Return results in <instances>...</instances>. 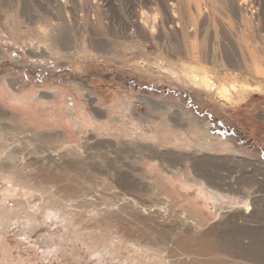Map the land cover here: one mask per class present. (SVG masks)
<instances>
[{"label":"rangeland","instance_id":"rangeland-1","mask_svg":"<svg viewBox=\"0 0 264 264\" xmlns=\"http://www.w3.org/2000/svg\"><path fill=\"white\" fill-rule=\"evenodd\" d=\"M205 38L252 60L213 70ZM0 53V264H169L138 244L205 237L223 247L193 264H264V75H248L264 73V0H0ZM57 189L78 234L44 205Z\"/></svg>","mask_w":264,"mask_h":264},{"label":"bare ground","instance_id":"bare-ground-1","mask_svg":"<svg viewBox=\"0 0 264 264\" xmlns=\"http://www.w3.org/2000/svg\"><path fill=\"white\" fill-rule=\"evenodd\" d=\"M242 8V6H240V9ZM27 14V13H26ZM16 15V14H15ZM82 17V16H81ZM16 18V17H15ZM154 27L152 28L151 30V36H154L155 35V32L154 31ZM62 34H60L58 36V38L56 39L57 40V44L59 46H65L67 44L65 38L67 37L64 33V31H61ZM68 32V31H67ZM86 40V39H85ZM69 42V41H68ZM84 44H86V46L88 45L89 47H94L93 43H92V40H89V38L86 40V42L84 41ZM69 47V46H68ZM74 49V48H73ZM234 49V48H233ZM248 47H246L245 50H247ZM226 50V49H225ZM244 51V50H243ZM232 52V51H230ZM242 52L240 53H236V50L234 49L233 53L229 56V54H224V52L221 50H216L213 49V48H210L209 46V43H208V39L205 38L202 40V43H201V46L199 47V51L198 53L194 52L195 54V59H197L198 61H200L201 63L205 64V65H211L210 67L213 69V70H218L220 72H228V71H233L235 69H242V65L245 64V62H248V61H251V55L250 53L248 52V54H241ZM0 59H3L1 53H0ZM209 67V66H208ZM252 72H250L248 75L253 77V78H258L260 75H264V73L262 72V70L260 68H257L256 71L254 72L253 70H251ZM232 75H234L235 73H231ZM208 75V70H204L203 73H201V76H203L202 79H200L198 81V85H205V86H208V81L206 80V77ZM237 76V75H235ZM189 79L192 80V82L195 83V81L193 80H197L195 77L193 76H188ZM250 80V79H249ZM247 82V81H246ZM8 87L10 89L11 86L10 84H8ZM259 85L257 83H254L253 84V87L249 89L248 92H252V93H255L254 91H260V87H258ZM8 88V89H9ZM243 88L245 89L244 92L245 94H248L247 92V85L246 86H243ZM250 93V94H252ZM254 95V94H253ZM220 102H222L223 104H225V100L228 101L227 99L225 98H222V97H218L217 98ZM67 103V106H69V110H68V113L70 114L71 118L74 119L73 117V113L75 111V105L73 103V101H66ZM171 111V110H170ZM206 130L204 131H198V134H200L201 136H205ZM207 140L205 141V144L207 145V147H209L210 144H212L213 142H217L218 139H216L215 137H212L210 135H208L207 133ZM1 146V145H0ZM0 149H4V146H1ZM7 159L8 160H13L14 157H13V154H8L7 155ZM20 173L21 172H16L15 176L17 177L18 180L22 181L23 180L20 178ZM30 176V175H29ZM27 176L26 178V181L28 183H32L33 179L30 177ZM213 183V182H212ZM214 186H216L214 183H213ZM59 189L61 192H63L65 190V188L62 187L61 183H59ZM59 189H57L55 191V195L59 198H62L63 201L59 202V203H53L52 200L54 197L52 195V197H45V201H44V205H49V207L47 209H56V211H60L61 212V220H66L67 222L70 223V227L73 229V231L78 234V229L77 227L78 226H82V221L80 222H77V219H76V210L79 209V206L74 204L72 202V200L70 198H68L69 195L66 194V197L63 198L60 196V191ZM200 200L207 205H215L216 206V212L215 213H219L220 210H225V209H228V204H231L230 202H227L223 196V194H220L219 192L215 191V190H212L210 188H208V186L206 188L204 187H201L200 188ZM235 206H241V202H235L234 203ZM243 207L244 209L246 210L247 214L250 212L251 210V205L249 203H247L246 201L243 202ZM230 209V208H229ZM218 210V211H217ZM200 213L202 212V210L199 211ZM203 217L201 216V219ZM258 231H247V230H239L237 233H241V234H247V235H251L253 236V234L257 233ZM259 233L258 232V236H259ZM189 234V233H188ZM150 235V234H149ZM132 236V235H131ZM187 236V235H186ZM143 237V236H142ZM151 237V236H150ZM188 237V236H187ZM144 238V237H143ZM258 239H261V237H257ZM257 238L253 237V239L257 240ZM146 240V238H144ZM159 239V238H158ZM182 239V238H181ZM185 239V238H184ZM188 238H186L185 240H183L184 242L187 241ZM150 240V239H149ZM253 242H256V241H253ZM163 243V242H162ZM183 243V242H182ZM200 243V244H199ZM258 243V242H256ZM167 243H165L166 245ZM199 245H197V249H195V246L191 245V244H187L185 245L186 247H189V248H186L184 249V252L181 253V254H178L175 250H169V248L167 246H164L163 248L161 246L158 245V243H144L143 241L140 242V244H138V247L141 248L143 250V252L147 253V255L149 253H155L157 256L160 255L162 256L163 254H165V256H162L163 258L165 257V260H168L169 261V264H190V262L195 263L197 262L198 259H196L199 255H202V256H208V255H213L215 256V254H218L219 253V248H222L221 247V244L218 243V242H213V241H209L207 239V237L205 238H202L201 240H199L198 242ZM230 244V243H229ZM253 244V243H252ZM255 244V243H254ZM162 245V244H161ZM232 247H237V248H240V249H244V246L243 244L241 243H234L233 245H231ZM179 247V246H178ZM181 247V246H180ZM191 247V248H190ZM229 247V246H228ZM179 249V248H178ZM239 249V250H240ZM132 250V249H131ZM180 250V249H179ZM241 251V250H240ZM181 252V251H180ZM221 252V251H220ZM242 252V251H241ZM137 253V252H136ZM140 253V252H139ZM156 255H155V258H156ZM177 255V256H176ZM224 255H226L227 257L229 258H235V259H238L239 257H235L234 255L230 254V253H225ZM201 256V257H202ZM209 256V257H210ZM238 256V255H237ZM200 257V259H201ZM160 258V257H159ZM170 258L172 260H170ZM174 258H177L176 260H173ZM199 258V257H198ZM203 258V257H202ZM164 262V260L162 261ZM165 263V262H164ZM237 263V262H236ZM161 264V263H159ZM197 264V263H196ZM235 264V263H234Z\"/></svg>","mask_w":264,"mask_h":264},{"label":"crops","instance_id":"crops-1","mask_svg":"<svg viewBox=\"0 0 264 264\" xmlns=\"http://www.w3.org/2000/svg\"><path fill=\"white\" fill-rule=\"evenodd\" d=\"M168 97H171V96L168 94L165 98H168ZM151 101H155V100H151ZM155 102H157V101H155ZM161 103H162V102H161ZM101 104H102V103H101ZM102 105H103V104H102ZM165 105H167V106H169L170 108H172L171 105H170L167 101H166ZM90 106H91V105H90ZM83 107H84V110H85V111L89 112L88 110L85 109V104H84ZM91 107H92V106H91ZM97 107H99V106H97ZM99 108H103V107L101 106V107H99ZM103 109L106 110L107 108H103ZM91 116H92L93 118H95V113H94L93 111H92ZM103 118H106V117H103ZM95 119H96V118H95ZM106 119H108V118H106ZM97 120H98V119H97Z\"/></svg>","mask_w":264,"mask_h":264},{"label":"trees","instance_id":"trees-1","mask_svg":"<svg viewBox=\"0 0 264 264\" xmlns=\"http://www.w3.org/2000/svg\"><path fill=\"white\" fill-rule=\"evenodd\" d=\"M259 150L262 152V149H261V147H259ZM263 153H264V151H263Z\"/></svg>","mask_w":264,"mask_h":264}]
</instances>
